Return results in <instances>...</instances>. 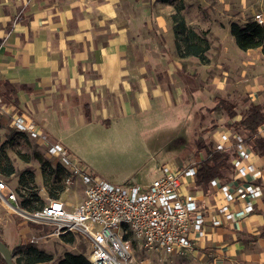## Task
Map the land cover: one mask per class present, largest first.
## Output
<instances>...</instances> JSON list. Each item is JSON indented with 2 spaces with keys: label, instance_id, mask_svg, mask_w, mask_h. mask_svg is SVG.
I'll return each mask as SVG.
<instances>
[{
  "label": "crops",
  "instance_id": "crops-1",
  "mask_svg": "<svg viewBox=\"0 0 264 264\" xmlns=\"http://www.w3.org/2000/svg\"><path fill=\"white\" fill-rule=\"evenodd\" d=\"M201 5V0H0V114L12 121L27 115L96 177L94 160H107L124 137L134 138L148 115L159 111L169 124L182 121L188 128L192 119L186 105L194 109L211 97L209 91L201 96L194 81L201 69L198 59L179 63L172 16L181 8L191 26L186 15L198 13ZM253 51L262 55L260 50L247 53ZM188 63L193 66L186 72ZM251 155L250 160L234 159V171L225 172L226 180L217 185L183 180L182 194L193 196L210 218L227 205L223 184L241 191L247 183L262 188L254 212L224 220L220 227L208 222L206 236L196 240L191 255L211 264L243 263L250 256L264 262V158ZM251 163L256 171L240 176L239 169ZM185 165L180 157L173 170L195 168ZM80 198L78 205L84 194ZM19 201H10L7 194L0 198V237L13 254L32 235L18 227L16 218L24 210ZM64 204L70 211L78 206Z\"/></svg>",
  "mask_w": 264,
  "mask_h": 264
},
{
  "label": "rangeland",
  "instance_id": "rangeland-1",
  "mask_svg": "<svg viewBox=\"0 0 264 264\" xmlns=\"http://www.w3.org/2000/svg\"><path fill=\"white\" fill-rule=\"evenodd\" d=\"M201 2L198 13L188 12L186 16L192 23L189 26L197 33H209L211 48L206 53L207 62L200 65V71H196L193 78L199 84L201 96L208 95L209 91L208 96L211 100L194 106V109L186 105V113L192 119L188 128L182 121H175L174 125L169 124L159 111L148 115L147 123L139 122V127L137 125V130L133 132L134 138L130 140L124 137L107 156V160H94L97 166L93 168L98 178L114 185L135 184L145 187L161 176L158 170L161 166H170L169 168L173 169L174 162L180 157L185 160V166H194L207 158V152L199 151L198 145L211 143L215 145L216 136L222 131L229 130L226 126L243 119L251 104L264 103V58L258 51L240 52L231 37L232 24H245L252 21L255 14L264 13V0H224L223 2L207 0L208 4L202 0ZM218 47L219 53L216 50ZM182 61L179 59V63ZM189 65L193 66L191 63L183 65L186 72L190 69ZM214 79H216L215 83H213ZM221 100H226L235 106L236 115L233 119H229L222 109ZM190 104L192 105V102ZM178 109L177 111H180ZM15 132L14 122L10 117L0 114V150H5L18 172L24 170L34 172L38 193L46 205L52 199L48 194V185L41 167L35 160L25 163L22 157H30L37 153L53 164L58 162L48 157L40 142L31 139L26 142L17 136L13 137ZM260 134L264 136V130L260 131ZM172 138H178L176 142H185L175 143ZM244 140L249 144L245 138ZM0 178L7 184L9 191L14 192L19 199L18 178L7 179L2 176ZM84 190L82 182L76 179L73 185L67 187L59 200L64 201L68 206L78 205ZM17 217L20 228L31 230L32 235H29L25 244L14 248L15 261L18 258H25L30 247L43 251L52 260H61L66 254L89 256L91 245L82 235L76 233L67 236L68 239L73 240L71 243L65 242L62 238H55L35 245L30 244L32 237L51 232L52 229ZM130 254L133 264H211L210 260H203L202 257L191 253L145 252L133 237ZM236 264H264V262L250 256L243 263Z\"/></svg>",
  "mask_w": 264,
  "mask_h": 264
},
{
  "label": "built area",
  "instance_id": "built-area-1",
  "mask_svg": "<svg viewBox=\"0 0 264 264\" xmlns=\"http://www.w3.org/2000/svg\"><path fill=\"white\" fill-rule=\"evenodd\" d=\"M253 21L264 27V13L255 14ZM7 112L8 109H5ZM13 122L17 132L40 142L48 157L67 170L66 187L73 185L76 179L85 187L84 201L72 211L60 200H49L42 209L33 213L20 211L23 219L52 229L32 237L29 243L35 245L74 233L82 235L91 245L90 264H133L131 240L126 238L128 231L145 252L190 253L196 240L206 236L208 222L220 227L224 220L242 218L254 212L253 202L262 195V188L258 185L247 183L245 190L241 191L223 184L221 191L227 205L217 216L210 218L193 196H184L181 192L183 180L195 177L194 167L175 171L161 166L158 169L161 176L147 187L114 185L85 171L63 144L50 141L27 115L16 116ZM232 147L236 152L235 160H250L252 147L245 143L243 136L230 130L220 132L214 149L222 152ZM255 171L256 167L251 163L240 168L239 174L244 177ZM211 183L217 185L218 180ZM5 194L10 201L17 200L15 193H10L7 184L0 178V198ZM243 202V207L232 208Z\"/></svg>",
  "mask_w": 264,
  "mask_h": 264
},
{
  "label": "trees",
  "instance_id": "trees-1",
  "mask_svg": "<svg viewBox=\"0 0 264 264\" xmlns=\"http://www.w3.org/2000/svg\"><path fill=\"white\" fill-rule=\"evenodd\" d=\"M167 3L168 0H161ZM181 8L176 10L172 16L174 23V34L176 38V50L181 59L197 58L199 63L207 62L206 53L211 48L209 33H197L191 27L186 25L185 19L182 16ZM231 35L242 52L252 50H260L264 58V27L256 22L248 21L245 24L234 23L231 25ZM217 53L220 48L218 47ZM219 55V54H217ZM222 109L227 113L229 119L235 117L234 109L228 101L221 100ZM231 132L240 134L245 138L252 147L253 153L264 158V136L260 131L264 129V103L251 104L247 109L243 119L235 121L231 126H226ZM17 136L29 142V138L20 132H15L13 137ZM199 151L205 150L207 158L195 165L196 175L195 183L197 185L207 187L213 180H226L225 172L234 171L232 161L236 159L234 148H228L222 152L214 149L213 143L210 145H198ZM22 160L29 163L35 160L42 169L43 177L48 185V194L52 200H59L61 195L66 192L65 181L69 176L67 170L59 163L53 164L41 154H33V156H23ZM0 176L7 179L12 177L18 178L17 194L19 196V206L29 213L36 212L45 206L44 201L38 193V187L35 182V174L33 171L24 170L18 172L13 164V161L4 149L0 150ZM18 227L21 225L17 222ZM126 230H128L126 228ZM126 238L132 240V234L128 231ZM62 239L71 243L73 240L67 236ZM0 241H2L0 237ZM136 242V241H134ZM14 255V254H13ZM52 258L37 248L30 247L27 250L25 258H18L16 264H40L51 261ZM0 264H6L3 257L0 255ZM59 264H90V262L82 255L66 254Z\"/></svg>",
  "mask_w": 264,
  "mask_h": 264
},
{
  "label": "water",
  "instance_id": "water-1",
  "mask_svg": "<svg viewBox=\"0 0 264 264\" xmlns=\"http://www.w3.org/2000/svg\"><path fill=\"white\" fill-rule=\"evenodd\" d=\"M0 255L3 257L6 264H16L11 249L3 241H0Z\"/></svg>",
  "mask_w": 264,
  "mask_h": 264
}]
</instances>
